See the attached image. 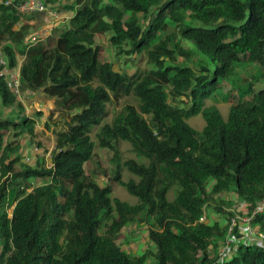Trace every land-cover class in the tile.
<instances>
[{
    "label": "trees",
    "instance_id": "16d2710c",
    "mask_svg": "<svg viewBox=\"0 0 264 264\" xmlns=\"http://www.w3.org/2000/svg\"><path fill=\"white\" fill-rule=\"evenodd\" d=\"M5 1L2 53L10 67L24 57L22 89L45 93L54 101L49 120L58 116L46 124L57 136L50 167L43 157L22 164L5 142L12 126L16 138L36 136L35 117L0 118V264H264V212L251 220L259 236L246 241L236 229V252L225 260L219 252L236 213L219 207L221 221L199 222L223 194L244 204L240 214L264 200V87L233 104L227 119L207 105L223 81L240 95L252 92V82L236 74L264 68V0H75L69 26L31 44L20 0ZM107 33L119 54L146 52L153 68L130 74L103 61L95 37ZM130 95L138 106L127 104L105 122L108 104ZM0 98L25 112L5 77ZM198 114L202 131L188 122ZM121 141L137 158L122 160ZM97 145L116 161L108 185L87 171ZM124 168L138 180L123 181ZM112 181L139 203L113 197ZM132 225L147 227L151 244L141 253L119 243Z\"/></svg>",
    "mask_w": 264,
    "mask_h": 264
},
{
    "label": "rangeland",
    "instance_id": "374dc122",
    "mask_svg": "<svg viewBox=\"0 0 264 264\" xmlns=\"http://www.w3.org/2000/svg\"><path fill=\"white\" fill-rule=\"evenodd\" d=\"M3 0H0L2 2ZM48 5L52 9L64 8L66 13V17L61 19L58 25L53 27L49 32L52 35L58 36L60 31L69 26L70 20L75 12V8H71L70 6L73 4L76 5L75 0H51L48 1ZM67 7V8H66ZM43 14V13H41ZM35 16L33 24L30 25V33L39 32L38 27L35 26L36 21H41L42 18L45 20V24L40 22L43 28H48L49 25L54 23V20H51L50 17H41V15L32 14ZM170 31H174V27L170 28ZM48 37V38H49ZM96 41L101 46V55L100 58L103 61H112L114 63L116 70L122 72H128L130 74L135 73L137 70L144 71L147 69L153 68V65L148 63V55L146 52L143 54H119L117 49L113 47L109 38L110 33L105 35H97ZM3 46V44H1ZM2 47L0 46V54L2 53ZM3 54V53H2ZM5 55V54H4ZM131 55V56H130ZM6 56V55H5ZM200 58V57H198ZM18 65L19 68L21 63L24 61V57L18 55ZM195 61H192L194 64ZM262 73V74H261ZM236 77H241L246 81L252 82V92L246 93L245 95H240V91L238 89L232 90L230 82L223 81L222 87L215 93V95L207 101V105H215L219 108L224 118L227 119L229 110L231 106L235 103H238L241 100H248L252 97V95L257 92L259 89L264 87V68L260 64H253L247 66L246 69L239 71L236 74ZM243 88V87H242ZM31 89L23 90L20 88L19 92L16 93L19 95L21 99V103L25 106V112H22L20 105L15 104L14 106L7 107L4 106L1 98H0V118L2 119H14L13 121L20 120L18 117L23 116L24 114L36 117L37 122V133L36 136L32 137L30 134L25 133L20 137L16 138L14 136L16 129L12 126L5 134V142L12 143L13 148H17L16 152L12 154V157H15L16 154H20L22 164H26L28 166H32L36 163L38 158H45V162L47 167H50L52 164V154L56 147V139L57 136L54 132L53 127H47L46 124L49 122L50 125L54 123V120L57 119L58 114L56 113L53 120H49L50 113L54 110V101L47 95L40 93L38 95V100H36L37 95L35 94L33 98L29 99L28 92ZM37 102H40V107L37 106ZM127 104H134L138 106L139 102L137 98L133 95L126 96L119 101H114L113 103L108 104L109 114L105 118V122H111L115 115L121 111V109ZM18 119V120H17ZM104 122V123H105ZM189 124L197 129L198 131H202L206 125V121L202 114H198L193 116L188 120ZM100 128H96L92 134V138L94 141L98 142L96 137V133ZM121 156L122 160L125 161L128 158H137L135 152L133 151V147L130 143L121 141L120 143ZM96 157L93 161H91L86 167L89 174L98 175V182L101 185H108L110 181V177L113 176L114 168L116 166V161L113 157V152L108 148L101 147L99 145L96 146ZM107 172V176H104V173ZM1 174V171H0ZM122 179L123 181H129L131 179L138 180V177L131 173L126 168L122 171ZM113 188V197L120 198L123 201H126L130 204L137 205L139 203L138 197L131 194L127 188L117 181H112ZM176 190L173 188L170 190L168 197L170 200L175 198ZM233 200L232 206L225 205L224 201ZM239 203L237 196L235 194H223L222 197L211 199L210 203L206 206L207 208V223L210 224L213 221H221L222 215L219 211V207L224 210H231L237 214H240L236 210L238 208H242L244 206ZM247 215V214H240ZM235 216V215H234ZM246 230L243 231L238 229L239 233H242L246 238V241H254L259 235L256 232V229L252 227V225L247 224L244 225ZM119 243L125 250H129L133 253H141L143 252L151 243L148 240V231L147 227L144 225H132L130 227L124 228L119 234ZM223 248H220V252Z\"/></svg>",
    "mask_w": 264,
    "mask_h": 264
},
{
    "label": "built area",
    "instance_id": "2783aa9c",
    "mask_svg": "<svg viewBox=\"0 0 264 264\" xmlns=\"http://www.w3.org/2000/svg\"><path fill=\"white\" fill-rule=\"evenodd\" d=\"M13 2V0H6V5H9ZM18 12L26 15H30L33 13H46V16L50 17L51 19L57 18L61 15V11L58 9H52L46 0H20L17 5ZM50 35L48 30H41L39 32L33 33L27 40L26 44H31L43 37ZM22 64V63H21ZM21 67V65H20ZM20 67H10L7 57L4 54H0V77H5L8 87L13 90L15 93H18L20 88H22L21 82V73ZM28 97L31 98L36 94L34 91L28 92ZM244 206V204H241ZM264 212V200L258 202L255 210L252 212L251 215H240L237 214L231 219V223L228 229V232L225 236L223 242V248L221 252H219L220 258L219 260H225L230 258L236 252V240L237 237L235 235L236 229H241L243 231L246 230L244 225L251 224L252 218L258 214ZM207 208L204 207L203 212L199 218V222L207 223ZM208 224V223H207ZM259 241V240H257Z\"/></svg>",
    "mask_w": 264,
    "mask_h": 264
},
{
    "label": "crops",
    "instance_id": "0c3cea01",
    "mask_svg": "<svg viewBox=\"0 0 264 264\" xmlns=\"http://www.w3.org/2000/svg\"><path fill=\"white\" fill-rule=\"evenodd\" d=\"M47 1V3H48V1L50 2L51 0H46ZM49 4V3H48ZM72 6H73V4H72ZM67 8V7H66ZM59 10V9H58ZM60 11H61V15H59L57 18H53V19H51V20H54V23H52L51 25H49L48 26V28H43L42 26H41V24H40V22H43V25L45 24V20L42 18V20L41 21H39L38 22V20L36 21V24H35V26L36 27H38L37 29H39L40 31L41 30H51L53 27L55 28V26L56 25H58V23H59V21L61 20V19H63L64 17H66V13H65V11H64V8H60ZM33 14H36V15H41V17H45L46 16V13H43V14H45V16L43 15V14H41V13H33ZM74 15V14H73ZM29 16V19L28 20H30L29 21V25H31V24H33V22H34V18H35V16H33L32 14H30V15H28ZM47 17V16H46ZM50 33V35H51V32H49ZM40 93H42V94H44L45 95V93H43V92H36V95H37V97H36V100H38V95L40 94ZM34 96H32L31 98H33ZM30 98V99H31ZM40 102H37V106L38 107H40ZM36 118V117H35ZM37 120V119H36ZM39 123L37 122V125H38Z\"/></svg>",
    "mask_w": 264,
    "mask_h": 264
}]
</instances>
